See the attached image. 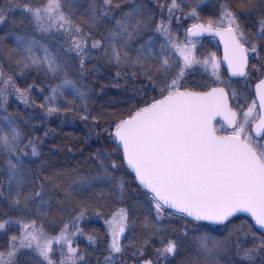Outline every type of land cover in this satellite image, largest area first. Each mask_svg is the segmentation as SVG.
<instances>
[{
    "label": "snow or ice",
    "instance_id": "snow-or-ice-1",
    "mask_svg": "<svg viewBox=\"0 0 264 264\" xmlns=\"http://www.w3.org/2000/svg\"><path fill=\"white\" fill-rule=\"evenodd\" d=\"M204 2H0V24L19 11L25 25L0 37L12 66L0 62V264L22 253L31 264H91L81 237L99 249L96 264H264V0H218L207 16ZM205 37L218 38L222 59L201 51ZM98 63L115 70L113 87L146 82L125 111L92 114L84 80ZM37 84L47 115L71 112L107 133L94 172L37 164L44 141L8 113ZM90 213L102 233L85 234Z\"/></svg>",
    "mask_w": 264,
    "mask_h": 264
},
{
    "label": "trees",
    "instance_id": "trees-1",
    "mask_svg": "<svg viewBox=\"0 0 264 264\" xmlns=\"http://www.w3.org/2000/svg\"><path fill=\"white\" fill-rule=\"evenodd\" d=\"M2 2V0H0ZM88 0H74L77 5L84 6ZM21 14L19 11L9 14V19L6 24L0 27V37H7L5 43L13 41L14 37L11 33H16L21 31L25 25L20 23ZM26 24V22H25ZM175 26V25H174ZM183 31V29H181ZM208 42V40H204ZM5 64L6 69L12 66L7 64V61H0ZM109 67L103 66L99 68L98 73H94L91 76L85 78L84 83L95 91V84L106 81L109 77L108 75ZM70 73L75 75L74 65L70 68ZM35 76V73L32 74ZM33 80L29 78L27 81L21 79L18 81L21 85L31 84ZM41 83H43L41 81ZM105 84V83H104ZM140 84H136V86ZM46 87V85H44ZM97 88L101 90L98 94V99L92 97L90 108L92 114L94 110L97 113H116L120 111H125L131 104L126 102H120L122 93L126 95L124 91H116L114 88L106 89L105 85L98 84ZM129 90V88H128ZM131 90V88H130ZM120 98V99H118ZM127 96V95H126ZM117 100H120L119 103ZM44 103L43 93L40 91V84L33 89L31 93V100L29 104H24L19 101L16 102L15 96L9 99L8 113L14 115L17 122L21 125L22 129L31 138L39 137L44 142L39 146L41 157L36 158L37 164L40 163L41 159L48 171L65 170L71 168H79L82 173L94 172L92 158L96 155L97 151H108L107 142H97L92 143L90 139H87V135L83 131V124L78 116L71 112H59L55 113L56 121L54 124H50L48 120L41 116L44 109L38 107L39 104ZM91 122V121H84ZM105 122L100 120L99 123ZM53 125V126H51ZM47 133V135H45ZM71 149V151H69ZM34 167L36 165H33ZM129 176V175H128ZM131 178V176H129ZM7 211L6 206L0 205V215ZM167 224V221H162ZM59 226V218L57 217L55 223H47L46 228L49 230ZM83 227L85 228V234H90L93 231L103 232L105 230V225L102 218H97L94 214H89L88 218L85 219ZM217 231L214 233L217 235ZM224 235L223 232L218 233ZM78 246L82 251H86L91 264H96L97 257L101 256L99 249H94L92 245L88 244V241L81 237L78 241ZM20 264H31L29 255L22 253L19 257ZM125 259H128L127 257ZM131 264V260H129Z\"/></svg>",
    "mask_w": 264,
    "mask_h": 264
},
{
    "label": "rangeland",
    "instance_id": "rangeland-1",
    "mask_svg": "<svg viewBox=\"0 0 264 264\" xmlns=\"http://www.w3.org/2000/svg\"><path fill=\"white\" fill-rule=\"evenodd\" d=\"M217 3H218V0H205V2L201 5V7H202V14L205 15V16H207L208 14H210L213 11V6L215 4H217ZM2 25L3 24H0V27ZM46 39L48 40V43H50V44H52L54 46L56 45V41L54 39H52V38H46ZM218 50H219L218 49V45H217V42L215 40H210L208 42H204V47L201 49V51H212V52H215L217 54V56L219 57V51ZM253 61H254L253 63L256 62L255 60H253ZM103 66H105V65L102 64V63H98L97 64V67L98 68H100V67L102 68ZM74 69H75V65H74ZM75 75H76V73H75ZM108 75L111 76V77H109L106 81L95 84V91L96 92H94V93L92 92V97L95 98L96 100L98 99L99 92H101V90H99L97 88L98 84L105 85V88L106 89H111V88L113 89L114 88L116 91H121V92L125 90V93H126L127 96L124 95L123 93H122V96L119 95V97L121 98V101L120 100H117V102L119 103V101L120 102H123V101L126 102V101H128L130 98L133 97V90L135 88H139L142 83H146V82H142V81H135V82H127L126 83L124 80H120L119 81L120 87H113L112 85L115 82V80H114L115 70L109 68ZM223 76H225V73H224V71L222 69V77ZM136 84H140V85L139 86L138 85L136 86ZM233 87H235L237 89L243 88V81H241L239 83L233 82ZM128 88H129V90H128ZM130 88H131V90H130ZM120 98H118V99H120ZM16 102L19 103V100L16 99ZM93 113H96L97 114V110H94ZM41 116L43 118H45L46 120H48L50 122V124H54L55 121H56V115L55 114L49 116V115L46 114V112H42L41 113ZM81 124H83V131L87 135V139L89 138L92 143H97L99 141H101V142H107V144L109 146L108 149H110V141L108 139L107 133L103 132V129L102 128H100V127H94L93 124H92V122H84V121H81ZM100 124L103 125V124H105V122L100 123ZM51 126H53V125H51ZM112 146L114 147V145H112ZM129 176H131V175H129ZM129 176H126L125 178H126V180L129 183H131V178H129ZM129 191L132 192L133 195H135L134 191H132L131 189ZM161 223H164V222H161ZM166 223H168V221ZM218 233H221V232H218ZM218 233H217V235H222V234H218Z\"/></svg>",
    "mask_w": 264,
    "mask_h": 264
},
{
    "label": "water",
    "instance_id": "water-1",
    "mask_svg": "<svg viewBox=\"0 0 264 264\" xmlns=\"http://www.w3.org/2000/svg\"><path fill=\"white\" fill-rule=\"evenodd\" d=\"M205 38H209V37H205ZM216 40H217V42H218V45H219V48H220V51H221V59H222V58H223V54H224L223 45L219 43L218 38H217ZM222 69H223L224 72L226 73V65H224ZM231 79H232V81H236V80H241V79H243V78L233 77V78H231Z\"/></svg>",
    "mask_w": 264,
    "mask_h": 264
},
{
    "label": "flooded vegetation",
    "instance_id": "flooded-vegetation-1",
    "mask_svg": "<svg viewBox=\"0 0 264 264\" xmlns=\"http://www.w3.org/2000/svg\"><path fill=\"white\" fill-rule=\"evenodd\" d=\"M218 51H219V50H218ZM219 57H221V54H220V52H219ZM253 62H254L253 60H251V61H250V63H253Z\"/></svg>",
    "mask_w": 264,
    "mask_h": 264
}]
</instances>
